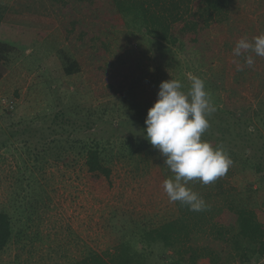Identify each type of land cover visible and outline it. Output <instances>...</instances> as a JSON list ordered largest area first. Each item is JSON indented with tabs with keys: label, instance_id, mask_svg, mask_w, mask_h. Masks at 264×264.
I'll return each mask as SVG.
<instances>
[{
	"label": "rangeland",
	"instance_id": "1",
	"mask_svg": "<svg viewBox=\"0 0 264 264\" xmlns=\"http://www.w3.org/2000/svg\"><path fill=\"white\" fill-rule=\"evenodd\" d=\"M2 1L7 4L5 23L43 29L47 35L25 43L6 38L0 30V38L15 46L2 64L0 78V211L13 215L17 232L0 255V264H69L90 250L112 253L141 226L154 227L181 216L192 226L194 246L207 244L221 253V264H239V253L218 232L229 237L237 231L223 212L229 202L255 209L264 222V177L253 169L254 162L264 165V125L257 127L238 115L257 109L264 90V57L252 54L255 64L248 67L233 49L241 38L252 40L264 33V0H229L228 25L213 35L219 52L209 66L195 63L198 57L161 40L112 33L128 39L118 54L129 49L130 59L121 65L123 76L133 79L130 73L136 67L145 79L103 97L101 92L107 89L95 85L90 59L66 38L47 0ZM71 52L82 60L83 68L67 75L62 57ZM237 65L243 71H237ZM191 76L204 80L216 107L202 139L210 143L218 139L235 154H228L234 161L229 171L212 184L189 183L208 205L201 212L169 201L163 182L173 173L145 138V121L160 84L178 79L187 92ZM85 136L114 144L108 179L95 180L81 158L67 153V140ZM128 140L141 148L131 152L125 145ZM57 152L63 158H55ZM172 254L173 248L168 249L163 260L169 261ZM179 264L210 263L201 258L195 263L180 259Z\"/></svg>",
	"mask_w": 264,
	"mask_h": 264
},
{
	"label": "trees",
	"instance_id": "2",
	"mask_svg": "<svg viewBox=\"0 0 264 264\" xmlns=\"http://www.w3.org/2000/svg\"><path fill=\"white\" fill-rule=\"evenodd\" d=\"M47 1L59 17L66 38L70 43L74 42L80 49H84L85 55L90 59L95 85L98 87L103 84L107 89V93L101 92L103 95L100 97L125 91L142 84L145 79L144 74L136 67L130 73L133 79L126 80L123 76L121 65L130 59L129 49L119 56L118 54L127 46L128 39L126 36L113 37L112 33L123 32L128 37L141 35L161 40L185 54L191 53L198 57L199 61L195 63L209 66L219 52L213 35L223 29L225 24L228 25L230 9L229 0ZM6 10L7 4L0 0V30L4 31L6 38L32 43L42 41L46 37V30L5 23L3 18ZM14 49L13 41L0 38V78L4 74L2 64L7 62ZM62 58L65 74L81 72L83 62L72 52ZM129 80L134 82H127ZM96 91L99 93V89ZM238 115L243 117L242 120L246 118V121L250 120L256 126L258 123L264 125V90L258 98L257 109L251 115L243 111ZM142 116V112L138 111V118ZM217 126L219 131L224 133L223 124L219 123ZM105 139H90L85 136L67 140V153L81 158L95 180L108 179L112 173L114 144ZM211 144L214 147L222 146L228 154L235 155L218 139H214ZM125 145L131 152L135 148H141L138 143H132L130 140ZM62 154L57 152L54 157L63 158ZM121 154L120 152L119 155ZM254 166L255 173L259 174L260 178L264 177L263 163L254 162ZM223 212L228 218H232L237 231L229 237L221 230L218 233L223 234L225 241H231L234 248L232 250L239 253V264H258L264 259V222L258 217L256 210L247 205L229 202ZM191 228L190 222L183 216L168 219L154 227L141 226L129 238L120 241L114 252L106 251L101 254L90 250L81 259L69 264H179L180 259L195 263L201 258H205L210 264H221L222 255L217 249L207 244L194 246ZM16 233L13 215L1 210L0 255ZM170 248H173V254L168 255L169 261L166 262L162 255L166 257V251ZM232 253L237 258L234 251Z\"/></svg>",
	"mask_w": 264,
	"mask_h": 264
},
{
	"label": "clouds",
	"instance_id": "3",
	"mask_svg": "<svg viewBox=\"0 0 264 264\" xmlns=\"http://www.w3.org/2000/svg\"><path fill=\"white\" fill-rule=\"evenodd\" d=\"M245 53H251L245 55ZM264 57V33L248 40L241 38L233 55L244 57L245 65L255 64L254 56ZM237 71L243 67L237 65ZM187 92L178 79L163 81L158 99L148 111L146 139L165 157L173 176L164 180L170 202H180L193 212L205 211L206 201L188 185L198 180L209 185L223 177L234 161L222 146H213L202 137L211 127L209 117L216 111L203 79L191 76Z\"/></svg>",
	"mask_w": 264,
	"mask_h": 264
},
{
	"label": "built area",
	"instance_id": "4",
	"mask_svg": "<svg viewBox=\"0 0 264 264\" xmlns=\"http://www.w3.org/2000/svg\"><path fill=\"white\" fill-rule=\"evenodd\" d=\"M5 102H6V100H5ZM10 106H11V107H13V106H14V105H13V101H11V103H10Z\"/></svg>",
	"mask_w": 264,
	"mask_h": 264
}]
</instances>
